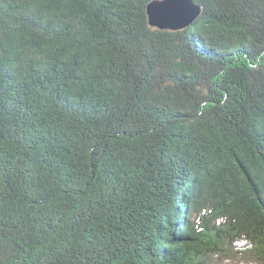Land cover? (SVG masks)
Listing matches in <instances>:
<instances>
[{"label":"trees","instance_id":"1","mask_svg":"<svg viewBox=\"0 0 264 264\" xmlns=\"http://www.w3.org/2000/svg\"><path fill=\"white\" fill-rule=\"evenodd\" d=\"M151 1L0 0V264H264V0Z\"/></svg>","mask_w":264,"mask_h":264},{"label":"water","instance_id":"2","mask_svg":"<svg viewBox=\"0 0 264 264\" xmlns=\"http://www.w3.org/2000/svg\"><path fill=\"white\" fill-rule=\"evenodd\" d=\"M180 6L182 8L179 9ZM199 13V7H193L191 0H159L148 4L146 8L149 25L160 30L183 29Z\"/></svg>","mask_w":264,"mask_h":264},{"label":"rangeland","instance_id":"3","mask_svg":"<svg viewBox=\"0 0 264 264\" xmlns=\"http://www.w3.org/2000/svg\"><path fill=\"white\" fill-rule=\"evenodd\" d=\"M154 1H159V0H152L151 2H148L149 4L150 3H152V2H154ZM169 1H173V0H169ZM192 1V0H191ZM241 1H245V0H241ZM193 2V1H192ZM253 2H255V0L253 1ZM148 6V5H147ZM147 6H146V8H147ZM175 6H178V4H176ZM184 7V6H183ZM180 8H182V6H180L179 7V9ZM183 11V10H182ZM199 15H200V13H199ZM199 15H197L196 16V18L199 16ZM195 22V19L194 20H191L190 22H189V25L191 26V25H193V23ZM188 25V26H189ZM188 26H186V27H184L183 29H187L188 28ZM154 28V27H153ZM155 29H157V28H155ZM183 29H180L179 31H182ZM157 30H160V29H157ZM160 31H174V30H160ZM175 31H178V30H175ZM44 33L43 32H41V35H43ZM39 45H40V42H39ZM186 52L188 53L189 52V50H187L186 49ZM195 55H192V57H194ZM67 115H69V117H71L72 119H77L79 122H80V119L83 121L82 123H84V124H86V125H88L89 123H90V119H85V118H83V117H81V116H79V115H77V114H72V115H70L69 113L67 114ZM81 126H83V125H81ZM245 259H248V257H246ZM202 260H207L208 261V263L207 264H214V261H213V259L211 258H209V257H207V258H205V259H200V261H202ZM233 261H235V262H237V260H233ZM204 263H205V261H203Z\"/></svg>","mask_w":264,"mask_h":264},{"label":"bare ground","instance_id":"4","mask_svg":"<svg viewBox=\"0 0 264 264\" xmlns=\"http://www.w3.org/2000/svg\"><path fill=\"white\" fill-rule=\"evenodd\" d=\"M191 4H192V5H193V7H195V8H197V7H198V6L196 7V5H195V4H194L192 1H191ZM199 10H200V9H199Z\"/></svg>","mask_w":264,"mask_h":264}]
</instances>
